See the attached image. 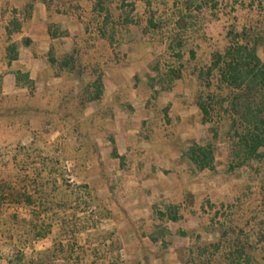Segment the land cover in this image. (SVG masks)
Instances as JSON below:
<instances>
[{
	"label": "trees",
	"instance_id": "16d2710c",
	"mask_svg": "<svg viewBox=\"0 0 264 264\" xmlns=\"http://www.w3.org/2000/svg\"><path fill=\"white\" fill-rule=\"evenodd\" d=\"M37 2L45 6L47 33L51 39L65 35L59 25L52 22L54 16L83 27L82 36L73 37L70 53L56 54L51 49L46 58L54 75L76 77L83 84V89L77 97L65 87L56 92L37 93L28 75H17V83L29 91L27 96L16 100L0 97V164L16 168L15 157L6 161L12 150L30 161L31 152H35L36 145L42 143L51 147L54 155L61 153L62 161H72L77 171H81L89 156L96 153V144L88 139L91 123H82L86 126L85 135H82V125L78 122L85 108L100 99L102 75L107 69L122 70L127 66V56L121 49L123 45L134 43L141 51L145 48L148 52L156 40L146 35L160 36L161 23L153 14L146 13L150 2L143 0H20V5L18 2V6L12 9L13 13L8 15L6 10L1 13L9 16V42L13 34L22 33ZM140 8H144L141 13ZM186 23L181 15L175 22L176 30L185 29ZM227 36L230 41L223 51L212 53L206 64L187 61L172 67L162 65L161 59L148 62V68L154 74L148 80L150 89L156 86L164 92L184 78L195 80L192 104L200 111L201 123L210 125V128L209 139L191 140L183 146L182 159L191 175L205 170L217 173V166H222L227 174L248 169V178L251 181L257 178L258 181L257 186H246L226 206L217 207L206 200L209 210H215L206 227L179 231L181 236L189 239L183 264H264V56L261 55L264 52V34L243 28ZM157 41L161 43L162 39L158 37ZM174 48L179 49L175 55L179 61L182 59L181 43L170 37L167 50L172 52ZM13 51L14 46H9V60L14 58ZM184 69L187 75H183ZM32 123H36V130L32 129ZM52 132H58L59 137L50 142ZM27 133L31 135V141L23 145L21 139ZM11 134L19 136L16 141L10 138ZM68 136L76 138L72 146ZM220 141L227 148L222 163L216 161ZM45 161L48 165L42 164L43 169L59 164L54 157ZM9 184L5 190L0 187V206L2 201H9L11 205L30 208L33 197L27 194L26 183L19 190L13 183ZM78 188L86 192L88 200L91 199L87 186ZM191 200L196 202L195 198ZM165 212L168 221L179 222L183 218L175 207H166ZM153 213L163 216L156 206ZM188 214L195 215L196 211ZM97 219L92 228L99 224ZM31 225L33 229L26 232L30 240H43L50 232V227L39 231L36 224L31 222ZM95 241L103 246L109 242L117 253L116 264L119 263L120 244L113 233L102 232Z\"/></svg>",
	"mask_w": 264,
	"mask_h": 264
},
{
	"label": "crops",
	"instance_id": "0c3cea01",
	"mask_svg": "<svg viewBox=\"0 0 264 264\" xmlns=\"http://www.w3.org/2000/svg\"><path fill=\"white\" fill-rule=\"evenodd\" d=\"M5 10L6 3L0 0V97L27 96L28 88L17 83L19 74L28 75L37 93L65 87L79 96L83 84L73 76L54 75L46 58L51 49L70 53L73 37L83 34L82 27L54 16L52 22L65 35L51 39L45 6L37 2L22 33L13 34L9 42L7 16L1 14ZM11 45L14 58L9 60ZM124 48L127 66L104 72L100 99L85 108L78 122L91 123L88 139L96 144V153L80 172L70 164L79 185L90 190L101 229L119 241V255L126 264H182L189 239L179 231L195 230L201 224L198 216L185 210L193 207L192 198L221 192L226 178L207 170L193 176L182 159L185 143L208 139V125L201 123L200 111L192 104L194 80L176 82L169 91L150 89L148 80L154 75L148 70V52L136 44ZM31 126L36 129V123ZM81 127L85 135L86 126ZM58 136L53 132L49 140ZM67 140L72 146L76 138ZM24 141L30 143L31 136ZM155 206L163 216L153 213ZM166 207L177 208L183 218L168 221Z\"/></svg>",
	"mask_w": 264,
	"mask_h": 264
},
{
	"label": "rangeland",
	"instance_id": "374dc122",
	"mask_svg": "<svg viewBox=\"0 0 264 264\" xmlns=\"http://www.w3.org/2000/svg\"><path fill=\"white\" fill-rule=\"evenodd\" d=\"M4 1L8 15L13 13L12 9L18 6V2L20 5V0ZM143 1L150 2L149 7L145 9L146 13L153 14L156 21L161 23V34L158 36L162 39L161 43L158 42L160 40L157 41V35L152 36L150 33L146 35L156 40L148 51L151 55H147L151 63L161 59L162 65L172 67L186 64L187 61L206 64L212 53L223 51L228 44L230 41L228 33L245 28L264 34V0ZM143 10L144 8H140L139 13ZM181 15L185 17L187 23L185 29L179 31L175 28V22ZM170 37L176 38L181 43L182 59L179 61L175 58L179 52L178 48H174L172 52L167 50ZM129 44L134 45V43ZM126 45L128 44L122 46V51L125 50ZM191 52L194 54L193 60H191ZM261 55L264 56V52ZM148 70L151 75H154L150 69ZM187 74V70L184 69L183 75ZM188 79L190 78L177 82L183 83ZM194 86L196 88V84ZM209 128L210 125L208 130ZM52 134L53 132L49 136ZM27 135L30 134H25L21 139L23 145L29 144L24 141ZM18 137L16 134L10 135L13 141H16ZM36 146L35 152H31L30 161L19 152L16 154L15 150H12L6 161L15 157L17 167L0 164L1 189L5 190L9 183H13L19 190L26 183L27 194L33 197L30 208L24 205H11L9 201L1 202L0 264H116L117 253L109 242L103 246L95 241V237L105 231L99 224L92 228V224L97 219V210L93 207L91 199L88 200L86 192L78 188L80 185L73 175L70 161H62L61 153L54 155L49 146L42 143ZM217 147L216 161L222 163L225 160L227 148L221 141ZM49 157H54L59 164L53 168L47 166L43 169L42 164L48 165L45 160ZM251 165L256 167V164ZM217 167V173L213 174L225 176L224 189L216 194L196 199L195 203L192 202V210H185L186 212L196 211V214L191 216H198L201 219L199 227H206L209 216L215 211L209 210L206 200L216 204L217 207L226 206L231 204L234 197L242 193L246 186L258 184L257 178L253 181L248 178V169L227 174L223 172L222 166ZM220 183L223 184L222 180ZM88 191L90 193L89 189ZM45 209H47L46 212ZM31 222L36 224L39 231L50 227V232L45 239L33 241L27 238L26 232L33 229ZM119 256L121 260L118 264H126L125 257Z\"/></svg>",
	"mask_w": 264,
	"mask_h": 264
}]
</instances>
